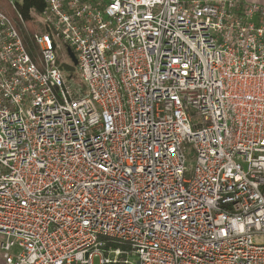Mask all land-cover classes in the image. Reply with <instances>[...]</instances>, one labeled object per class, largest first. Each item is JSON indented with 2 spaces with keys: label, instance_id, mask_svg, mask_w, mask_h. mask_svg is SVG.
<instances>
[{
  "label": "built area",
  "instance_id": "obj_1",
  "mask_svg": "<svg viewBox=\"0 0 264 264\" xmlns=\"http://www.w3.org/2000/svg\"><path fill=\"white\" fill-rule=\"evenodd\" d=\"M44 3L34 57L0 11L5 263L264 264V4Z\"/></svg>",
  "mask_w": 264,
  "mask_h": 264
},
{
  "label": "trees",
  "instance_id": "obj_2",
  "mask_svg": "<svg viewBox=\"0 0 264 264\" xmlns=\"http://www.w3.org/2000/svg\"><path fill=\"white\" fill-rule=\"evenodd\" d=\"M45 8L44 0H0V11L14 21L23 44L31 57L36 53L33 35L36 31L35 15H39ZM18 15L21 17L19 21ZM68 76H73L74 67L64 64Z\"/></svg>",
  "mask_w": 264,
  "mask_h": 264
},
{
  "label": "rangeland",
  "instance_id": "obj_3",
  "mask_svg": "<svg viewBox=\"0 0 264 264\" xmlns=\"http://www.w3.org/2000/svg\"><path fill=\"white\" fill-rule=\"evenodd\" d=\"M35 25H36V31L35 32H38L39 30L42 29L40 23H39V20H38V17L35 15ZM65 52H66V49H65ZM67 54V53H66ZM63 58V57H62ZM63 60V59H62ZM64 61L66 62V59H64ZM93 264H99L98 262V258H94L93 260Z\"/></svg>",
  "mask_w": 264,
  "mask_h": 264
},
{
  "label": "crops",
  "instance_id": "obj_4",
  "mask_svg": "<svg viewBox=\"0 0 264 264\" xmlns=\"http://www.w3.org/2000/svg\"><path fill=\"white\" fill-rule=\"evenodd\" d=\"M210 1H215V0H210ZM246 1L252 2V3L264 4V0H246ZM0 264H6L1 250H0Z\"/></svg>",
  "mask_w": 264,
  "mask_h": 264
},
{
  "label": "water",
  "instance_id": "obj_5",
  "mask_svg": "<svg viewBox=\"0 0 264 264\" xmlns=\"http://www.w3.org/2000/svg\"><path fill=\"white\" fill-rule=\"evenodd\" d=\"M67 54L74 65L77 64L76 57L70 48L67 49Z\"/></svg>",
  "mask_w": 264,
  "mask_h": 264
}]
</instances>
